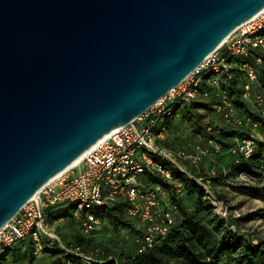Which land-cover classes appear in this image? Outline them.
I'll return each mask as SVG.
<instances>
[{"label": "water", "instance_id": "obj_1", "mask_svg": "<svg viewBox=\"0 0 264 264\" xmlns=\"http://www.w3.org/2000/svg\"><path fill=\"white\" fill-rule=\"evenodd\" d=\"M263 10L264 0H0V229Z\"/></svg>", "mask_w": 264, "mask_h": 264}, {"label": "built area", "instance_id": "obj_2", "mask_svg": "<svg viewBox=\"0 0 264 264\" xmlns=\"http://www.w3.org/2000/svg\"><path fill=\"white\" fill-rule=\"evenodd\" d=\"M252 52L259 54L255 60L261 63L264 57V10L239 26L190 76L147 112L111 132L103 142L89 149L78 164L46 184L36 198L28 201L0 229V257L30 241L35 253L60 248L84 264L95 262L94 255L85 254L78 246L67 244L61 238L48 221L47 208L67 204L81 221L83 233L89 234L101 224L95 210L118 199L126 202L127 215L137 219L142 226L143 235L137 250L141 254L172 232L177 224L180 209L175 199L185 200V187L176 174L193 179L203 191L205 205L217 215L228 218L229 205L213 186L212 180L218 173L210 147L200 143H195L191 149L161 146L160 142L169 137V129L159 123L164 119L172 123L177 108L215 97L214 113L225 126H249L251 136L237 138L232 152L251 157L260 145L257 133L260 123L236 114L229 88L234 79L233 69L240 66L246 76L242 98L253 99L264 118V94L258 85L256 69L249 62L241 65L236 62L237 58L248 57ZM209 143L214 152L220 150L219 144ZM207 163L213 167L206 168ZM192 169L203 170L205 174L195 176ZM223 172L230 173L231 170ZM235 182L257 185V179L245 173L237 174Z\"/></svg>", "mask_w": 264, "mask_h": 264}, {"label": "trees", "instance_id": "obj_3", "mask_svg": "<svg viewBox=\"0 0 264 264\" xmlns=\"http://www.w3.org/2000/svg\"><path fill=\"white\" fill-rule=\"evenodd\" d=\"M258 55L257 52H252L248 57L241 56L237 58L236 62L239 65L249 62L255 67L258 74V85L261 84L262 87L260 86L259 88L264 94V57L262 62L258 64L255 60ZM233 72L234 79L230 83L229 90L230 97L236 108V114L243 119L249 117L253 121L260 123L257 130L260 137V145L251 157L246 158L232 152L237 138L251 136L249 126L237 128L235 126L217 125L213 123V118H211V122L205 119L203 111L212 112L213 106L216 104L215 97L192 105H184L181 108H177L176 111V113L180 114L181 123L186 124L192 136L199 138L202 141L200 144L208 146L212 150L211 156L216 160L217 164L214 167L218 173L212 180L213 186L217 189L216 193L218 196L229 205L230 214L228 218L217 215L211 207L205 205L202 200L203 191L193 179L187 178L182 174H176V177L183 182L185 187V200L175 199L180 209L177 224L172 232L160 238L155 246L148 248L143 253H137L140 245L139 240L143 235L142 226L137 219H132L127 215L126 202L121 199L110 205L97 208L95 215L101 220L102 224L109 223L114 231L118 232L122 229L135 230L136 246L133 251L127 248L123 249L124 240L118 244L120 249L112 251L104 247L102 250L95 249V246L86 243L84 238H82L84 233L69 240L62 238L67 244L73 243L78 246L85 254L94 255L96 261L90 264H264V236L257 237L241 228L240 219L231 212L232 206L227 194L228 190H236L264 202V118L257 107L252 110L240 100L246 81L245 71L238 66L233 69ZM240 83H242L241 89L239 87ZM214 115L215 118H218L216 114ZM163 124L169 130L172 127L169 119H164L163 122L159 123V126ZM210 141L220 145L221 148L217 153L214 152L213 146L209 143ZM160 145L175 149L166 140L161 141ZM236 159L239 161L236 162ZM211 167L213 165L207 163L206 168ZM224 170H231V172L224 173ZM192 173L195 176H201L205 174V171L192 169ZM240 173L256 178L257 185L248 186L236 183L235 178ZM155 181L160 180L156 179ZM190 208H192V211H190ZM47 213L48 221L50 222L73 218L75 215L73 209L64 203L47 208ZM79 224L81 226L80 220ZM255 239L257 242L254 241ZM27 244L31 251L34 252L31 242L28 241ZM22 245H17L4 253L0 257V262L2 259H6L7 254L12 250L15 252L20 250ZM43 253H51L57 256L56 264H66L69 261L74 262V264H84L75 256L66 255L60 248H47Z\"/></svg>", "mask_w": 264, "mask_h": 264}, {"label": "rangeland", "instance_id": "obj_4", "mask_svg": "<svg viewBox=\"0 0 264 264\" xmlns=\"http://www.w3.org/2000/svg\"><path fill=\"white\" fill-rule=\"evenodd\" d=\"M261 84H259V87ZM240 89L242 88V83H240ZM262 87V86H261ZM242 103L246 104L250 109L254 110L256 108L253 99L244 100L240 97ZM242 112V111H241ZM205 119L211 122L213 118V123L217 125H224V122L215 118L214 110L212 112H205ZM167 142L176 148H186L191 149V146L195 143H202L199 138L192 136L190 130L186 124L181 123L180 114L176 113L172 127L169 130V137L166 139ZM228 198L230 199V205L232 206V214L240 219L241 228L249 233H253L257 237L264 236V202L258 198L252 197L250 195L242 194L236 190L227 191ZM193 202H195L193 200ZM49 223L55 227L56 231L59 233L61 238L69 240L77 235H83L79 220L76 215L73 218L60 219L56 222ZM255 236V237H256ZM86 243L95 246V249L102 250L104 248H109L110 250L120 249L119 242L124 240L125 244L123 249L134 250L135 249V239L136 231L129 229H122L120 231H114L109 223L100 224L95 231L84 234L82 236ZM28 251V252H27ZM27 252V253H25ZM25 253V255H23ZM21 254V255H18ZM58 257L51 253H35L31 251L29 245H23L18 251H11L7 254L6 259H2L0 264H56V259Z\"/></svg>", "mask_w": 264, "mask_h": 264}, {"label": "bare ground", "instance_id": "obj_5", "mask_svg": "<svg viewBox=\"0 0 264 264\" xmlns=\"http://www.w3.org/2000/svg\"><path fill=\"white\" fill-rule=\"evenodd\" d=\"M227 39V38H226ZM226 41V40H225ZM224 41V42H225ZM223 42V43H224ZM110 134H108V135H106V136H104L102 139H100L96 144H94L91 148H95L98 144H100L101 142H103L108 136H109ZM90 148V149H91ZM87 153V151L80 157V158H78L70 167H72V166H75L76 164H78L82 159H83V157L85 156V154ZM69 167V168H70ZM69 168H67L65 171H67ZM65 171H63V172H61L60 174H58L56 177H54L52 180H50L48 183H50V182H52L53 180H55V179H57L58 177H60ZM47 183V184H48ZM40 192V191H39ZM39 192L32 198V199H34V198H36L37 196H38V194H39Z\"/></svg>", "mask_w": 264, "mask_h": 264}, {"label": "crops", "instance_id": "obj_6", "mask_svg": "<svg viewBox=\"0 0 264 264\" xmlns=\"http://www.w3.org/2000/svg\"><path fill=\"white\" fill-rule=\"evenodd\" d=\"M23 245H27V243H24ZM23 245H22V246H23Z\"/></svg>", "mask_w": 264, "mask_h": 264}]
</instances>
